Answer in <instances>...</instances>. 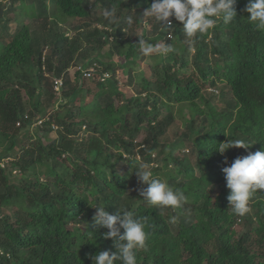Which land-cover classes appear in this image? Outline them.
<instances>
[{
	"label": "trees",
	"instance_id": "16d2710c",
	"mask_svg": "<svg viewBox=\"0 0 264 264\" xmlns=\"http://www.w3.org/2000/svg\"><path fill=\"white\" fill-rule=\"evenodd\" d=\"M152 2L0 0V159L11 157L0 170V264H94L97 253L115 251L94 225L97 204L149 218L138 264H264V190L235 215L222 172L264 149V30L249 21L248 0H236L235 22L218 21L193 45L174 18L162 30L143 17ZM113 7L119 24L103 16ZM140 34L180 51L152 54L150 73L135 79ZM78 57L112 76L84 78L72 70ZM119 66L127 89L113 76ZM54 77L63 79L59 94ZM238 139L252 145L216 151ZM144 164L187 202L147 204L135 173Z\"/></svg>",
	"mask_w": 264,
	"mask_h": 264
},
{
	"label": "clouds",
	"instance_id": "9594fccd",
	"mask_svg": "<svg viewBox=\"0 0 264 264\" xmlns=\"http://www.w3.org/2000/svg\"><path fill=\"white\" fill-rule=\"evenodd\" d=\"M235 3L236 0H153L144 11L143 17L152 18L162 30L172 27L169 18H174L182 23L185 35L189 38L187 42L194 45L200 37L216 27L218 21L225 26L235 22L237 17ZM244 11L250 14L248 19L257 29L264 30V0H248ZM116 12L114 7L104 10L103 16L109 24H119L121 17L117 16ZM124 19L129 27L134 24L132 16ZM168 34L171 35L170 32ZM167 35V38L172 37ZM138 37V46L145 56L152 54L167 56L180 51L171 43L153 44L145 39L143 34ZM251 145L243 139L227 140L219 143L216 151L223 154L232 147L247 150ZM222 172L226 187L230 190L227 196L229 206L235 215L243 217L250 211L249 202L254 193L258 189L264 190V149L235 158L230 166L222 169ZM135 173L139 182L147 185L139 193L147 204L177 209L187 202L184 192L174 190L166 180L155 178L147 165H141ZM94 207L96 208L92 218L94 225L107 229L103 235L106 239L112 240L115 248V251L105 250L93 256L94 264H138L136 250H147L146 241L150 235L148 230L153 227L149 218L127 210L110 214L105 210L104 204H97Z\"/></svg>",
	"mask_w": 264,
	"mask_h": 264
},
{
	"label": "rangeland",
	"instance_id": "374dc122",
	"mask_svg": "<svg viewBox=\"0 0 264 264\" xmlns=\"http://www.w3.org/2000/svg\"><path fill=\"white\" fill-rule=\"evenodd\" d=\"M92 10H93V13L94 14H99L102 11L101 8H97L95 5L93 6ZM13 28H14V24H11V31H13ZM132 34H134V33L128 34L127 37L133 36ZM137 34H138V31L136 32V35ZM160 43H163V41H161V42H159L157 44H160ZM79 58L80 57L77 58V60L75 61V64L82 63L83 60L82 59H79ZM111 61L116 62L117 61V57L114 56L113 57V60H111ZM124 61H125V58L124 57L123 58L121 57L119 63H123ZM153 64H154V58H153L152 55H150V56H144V58H139V59L137 58L136 64L134 65V69H133V72H132V74L135 76V79H138L139 78V75H137V74L141 70H146L147 73H150ZM121 68H122L121 66L116 67L115 68V74L113 76H114V78H116L121 83V86L123 88H126L125 85H124V83L127 80V76L122 72ZM71 75L73 76V74H71ZM87 84L89 85V83L86 81V85ZM208 91L213 92V93L216 94L217 91H218V89L216 87H211V88H208ZM227 97H229V96H227ZM214 102L216 104H218V105H221V101L219 100V98H217L216 101H214ZM76 103L77 104L79 103L78 100H77ZM183 111H184L185 114L187 113V109H184ZM50 112H53L52 109L50 110ZM175 121L176 122H175L173 128L169 131V134H168L169 137H172L171 134H173L174 129H176L177 127H180L181 126V121H179V118L178 117H176V120ZM41 133H44V131H41ZM48 137L49 138L55 137L54 131L52 133H50L48 135ZM159 163L160 162H157V164H159ZM144 165H147V164H144ZM147 166L150 167L149 165H147ZM239 228L240 227L237 226V229H239Z\"/></svg>",
	"mask_w": 264,
	"mask_h": 264
},
{
	"label": "built area",
	"instance_id": "2783aa9c",
	"mask_svg": "<svg viewBox=\"0 0 264 264\" xmlns=\"http://www.w3.org/2000/svg\"><path fill=\"white\" fill-rule=\"evenodd\" d=\"M167 36L170 37L171 35L168 34ZM72 70L80 71L84 78H91L95 73H99L101 81H105L106 79H108L112 76L108 70L102 72L101 66H100V64H98V62H92L91 64H89L87 66H84L83 63H78L72 67ZM62 84H63L62 78H60V77H54L53 78V88H54V91L56 92V94H59L61 87H62ZM27 118H28L27 114L23 115L24 120H26ZM42 120L43 119H38L35 123H33V125L34 126H36V125L42 126ZM20 125H21V119H18L16 122V126H20ZM51 128L53 130H55L57 128V126H55L54 124H51ZM10 160H11V157H6V158L0 159V170H1V168H4L7 165H9ZM13 173H16V170H13Z\"/></svg>",
	"mask_w": 264,
	"mask_h": 264
},
{
	"label": "water",
	"instance_id": "95a60500",
	"mask_svg": "<svg viewBox=\"0 0 264 264\" xmlns=\"http://www.w3.org/2000/svg\"><path fill=\"white\" fill-rule=\"evenodd\" d=\"M137 39H133L132 42L134 43Z\"/></svg>",
	"mask_w": 264,
	"mask_h": 264
}]
</instances>
